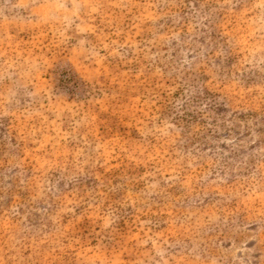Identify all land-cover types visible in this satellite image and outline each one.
I'll list each match as a JSON object with an SVG mask.
<instances>
[{"label": "rangeland", "instance_id": "1", "mask_svg": "<svg viewBox=\"0 0 264 264\" xmlns=\"http://www.w3.org/2000/svg\"><path fill=\"white\" fill-rule=\"evenodd\" d=\"M0 264H264V0H0Z\"/></svg>", "mask_w": 264, "mask_h": 264}]
</instances>
